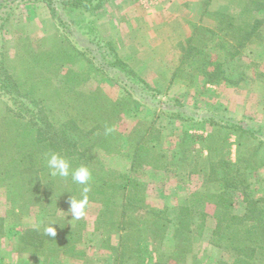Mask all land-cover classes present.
Returning <instances> with one entry per match:
<instances>
[{
  "label": "trees",
  "instance_id": "trees-1",
  "mask_svg": "<svg viewBox=\"0 0 264 264\" xmlns=\"http://www.w3.org/2000/svg\"><path fill=\"white\" fill-rule=\"evenodd\" d=\"M109 1L63 0L61 5L77 13L73 21L75 26L84 28L88 42L106 58L108 68L136 79L112 45L98 34L96 17ZM33 2H43L57 26L62 24L52 0ZM21 3L23 0H0V32L5 30L14 9ZM216 16L218 28L215 31L191 24L192 34L185 42L189 45L187 51L194 50L197 29L198 50L214 39L220 49L228 47L231 57H237L254 40H264V0H248L237 14L217 13ZM57 26L45 33L46 46L41 50L27 46L20 55V63L28 67L24 78L31 80L30 85L23 84L14 69L8 66L14 60L0 53V98L8 99L16 107L6 109L13 125L0 133V180L20 181L24 195L28 194L34 204L53 201L57 211L67 207L71 198H79L84 186L75 183L71 176L52 177L46 166L47 156L58 153L70 161L73 169L87 166L92 173L88 205L100 206L94 230L124 233L120 246L115 250L114 264L135 259L138 251L131 248L133 238L139 229L137 221L145 215L151 217L147 230L149 235L160 240L167 234L169 225L175 223L173 240L178 243L175 249L181 253L192 226L198 237L203 233L206 215L199 210L203 203L215 208L211 244L216 247L224 244L231 248L236 255L234 264H250L247 261L254 255L260 257L261 264H264V195L256 199L244 198L246 207L241 215L233 213L232 197L235 189L246 188L247 175L255 173L263 165L259 156L263 147L258 142L259 131L243 121L230 128L212 123L215 129L200 139L201 146L195 154L185 135L168 154L169 149L161 148L163 138L160 130L151 124L146 129L135 131L134 149L128 158L127 169L107 168L100 154L115 156L122 153L123 138L115 125L117 113L124 104L122 99L112 101L105 95L92 97L81 92L80 88L85 83L94 77L97 79V73L103 74V68L96 64L94 57L84 54L68 39L60 42L59 46L50 43L49 37L58 34ZM67 65L74 68L67 69ZM213 71L203 74L204 86L220 85L217 77L220 73ZM59 76L64 78V82L52 88L50 82ZM103 78L101 75L100 79ZM223 81L232 86L237 84L226 77ZM224 131L235 137L234 162L228 159L230 145L223 137ZM182 167L188 168L190 176L203 179L202 188L169 213L148 207L145 188L134 182L135 170L167 174L171 168L178 170ZM193 219L198 221L197 225L191 221ZM54 227L55 237L44 235V238L48 242L60 241L62 249L71 256H83V253L75 251L79 235L75 231H67L64 223H57ZM43 240L36 247H42Z\"/></svg>",
  "mask_w": 264,
  "mask_h": 264
},
{
  "label": "rangeland",
  "instance_id": "rangeland-1",
  "mask_svg": "<svg viewBox=\"0 0 264 264\" xmlns=\"http://www.w3.org/2000/svg\"><path fill=\"white\" fill-rule=\"evenodd\" d=\"M62 1L52 0L62 24L57 26L50 16L52 29L56 26L58 28V34L49 37L50 43L59 46L60 42L64 43L65 39H68L84 54L94 57L96 64L102 66L103 74L97 73V79L94 77L85 83L80 88L82 93L92 97L105 95L112 101L122 99L124 104L117 113L115 125L123 138L122 153L115 156L101 153L104 166L120 171L127 169L128 158L134 149L135 131L139 128L146 129L151 124L160 130L163 138L161 148L169 149L168 154L179 145L184 135L187 136L188 142H191L190 148L195 154L200 149V139L206 138L208 132L215 129L212 123L230 128L235 123L243 121L250 128L259 131V141H257L263 145L259 152L263 165L255 173L247 175L246 188L232 191L233 213L236 215L244 213L246 207L244 198L256 199L264 195V74L262 73L264 40H254L237 57H231L228 47L220 49L214 39L207 45L200 46L198 50L197 29L195 33L197 42L193 43L194 50L187 51L189 45L185 44L186 39L191 36L190 33L184 41L176 45V58L170 59L163 66L167 79L175 82V86L169 93L160 92L150 87L133 71L127 61L118 55L116 44L110 41L108 42L117 55L134 72L136 79L108 68L106 58L88 42L87 34L83 32L84 28L75 26L73 21L77 13L63 7ZM42 4L46 7L43 2ZM46 9L48 10L47 7ZM18 29L14 27L10 32L6 30L0 32V53L14 60L8 66L11 70L14 69L23 84L30 85L31 80L24 78L27 76L28 67L20 63L22 58L20 55L27 46L36 51L46 46L45 33L52 29L39 32V37L32 40L23 37ZM180 43L183 45L181 46ZM182 56L185 58L182 59ZM66 68L74 67L67 65ZM213 70L220 73L217 76L220 85L204 86L203 74ZM101 75L103 79H100ZM225 77L231 79V82L236 81L237 84L232 86L223 81ZM63 82L64 78L59 76L50 82V86L55 88ZM7 108L16 109L11 101L0 98V133L8 131L10 125H13L11 115L6 114ZM223 134L230 145L228 159L234 162L235 137L229 131H224ZM6 138L5 134L4 139ZM188 171L187 167L178 170L171 168L167 174L136 169L133 179L145 188V203L148 207L169 213L202 188L203 179L190 176ZM203 206L201 204L199 207L201 212ZM69 208L70 204L55 211L53 201L34 204V200L32 201L28 194L24 195L20 181L0 180V264H94V260L100 261V256H103L97 255L98 250L114 259L115 250L120 246V239L124 233L94 230L100 209L98 204L87 205L86 215L81 219H71ZM191 221L195 225L198 224L195 219ZM51 222L64 223L67 231H75L79 235L75 251L77 254L83 253V256H71L66 249H62L60 241L48 242L44 238V235H47L45 228ZM137 222L139 229L134 235L131 248L138 253L135 254L134 260L124 264H234L236 260L235 253L231 248L226 247L227 245L216 247L211 244L212 237L206 236L211 224L209 222L207 225L206 220L200 237L195 235V228L192 226L181 253L175 249L178 243L173 240L175 223L169 225L167 234L160 240L149 235L147 231L151 222L150 216L145 215ZM41 239H44L41 241L44 242L43 246L36 247ZM207 239H210V244L216 250L210 249L208 246L210 244L206 243ZM261 260L254 255V258L247 262L261 264Z\"/></svg>",
  "mask_w": 264,
  "mask_h": 264
},
{
  "label": "crops",
  "instance_id": "crops-1",
  "mask_svg": "<svg viewBox=\"0 0 264 264\" xmlns=\"http://www.w3.org/2000/svg\"><path fill=\"white\" fill-rule=\"evenodd\" d=\"M247 1L110 0L97 14V30L103 39L116 44L118 55L150 87L169 93L175 82L167 79L163 66L176 58V45L192 34L191 24L213 30L218 26L217 13L237 14ZM52 26L49 12L41 2L23 0L14 9L5 30L10 32L18 27L23 37L32 40L39 37V32L52 29ZM202 205L206 224H211L206 236L211 238L215 208L207 203ZM209 240L207 244H210ZM208 246L215 249L211 244ZM98 251L97 255L103 256H100V261L94 260V264H114L111 256Z\"/></svg>",
  "mask_w": 264,
  "mask_h": 264
},
{
  "label": "clouds",
  "instance_id": "clouds-1",
  "mask_svg": "<svg viewBox=\"0 0 264 264\" xmlns=\"http://www.w3.org/2000/svg\"><path fill=\"white\" fill-rule=\"evenodd\" d=\"M46 166L52 177L67 178L71 176L75 183L84 186L79 198L70 199V208L68 210L71 219H81L84 217L89 203L88 193L91 190L90 181L92 180V173L90 169L85 165H80L79 167L73 169L70 161L58 153H51L47 156ZM54 225L57 224L55 222H51L45 228L46 234L51 237H55L56 235Z\"/></svg>",
  "mask_w": 264,
  "mask_h": 264
}]
</instances>
